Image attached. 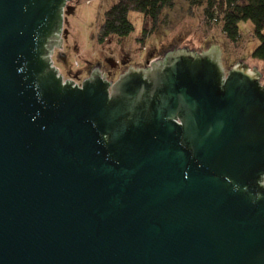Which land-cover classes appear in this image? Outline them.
Listing matches in <instances>:
<instances>
[{
	"label": "water",
	"instance_id": "obj_1",
	"mask_svg": "<svg viewBox=\"0 0 264 264\" xmlns=\"http://www.w3.org/2000/svg\"><path fill=\"white\" fill-rule=\"evenodd\" d=\"M71 0H0V264H264L263 75L183 47L64 80Z\"/></svg>",
	"mask_w": 264,
	"mask_h": 264
},
{
	"label": "rangeland",
	"instance_id": "obj_2",
	"mask_svg": "<svg viewBox=\"0 0 264 264\" xmlns=\"http://www.w3.org/2000/svg\"><path fill=\"white\" fill-rule=\"evenodd\" d=\"M118 1L71 0L67 4L61 35L65 62L57 57L59 50L53 56L54 65L64 80L81 84L90 77L93 69L99 67L102 74H111L109 79L115 81L130 67L143 69L174 49L188 47L204 52L218 46L225 69L229 70L243 60L249 67L260 71L264 85V61L253 56L261 43L253 22H240V38L234 42L225 35L222 23L211 25L205 19L208 0L202 5L176 0L173 9L163 11L157 28L152 29V22L146 25L143 13L130 11L128 17L134 31L124 38L111 36L102 43L99 33L105 14Z\"/></svg>",
	"mask_w": 264,
	"mask_h": 264
},
{
	"label": "trees",
	"instance_id": "obj_3",
	"mask_svg": "<svg viewBox=\"0 0 264 264\" xmlns=\"http://www.w3.org/2000/svg\"><path fill=\"white\" fill-rule=\"evenodd\" d=\"M193 5H202L205 0H189ZM176 0H119L106 14L99 33L100 42L111 36L124 38L134 31L129 20L130 11H138L146 16V25L153 23L157 28L165 9H173ZM205 19L209 24H223V31L228 39L237 42L240 38L239 24L251 21L261 43L254 52L256 59L264 61V0H208Z\"/></svg>",
	"mask_w": 264,
	"mask_h": 264
},
{
	"label": "flooded vegetation",
	"instance_id": "obj_4",
	"mask_svg": "<svg viewBox=\"0 0 264 264\" xmlns=\"http://www.w3.org/2000/svg\"><path fill=\"white\" fill-rule=\"evenodd\" d=\"M124 73H125V72H124ZM104 75H106L107 78H108V80L111 81V80L109 79V76H111V74H104ZM116 81H117V80H115V81H111V82L115 83ZM82 84H83V83H81V84H79V85L82 86Z\"/></svg>",
	"mask_w": 264,
	"mask_h": 264
}]
</instances>
